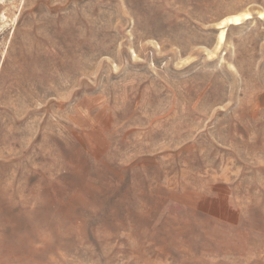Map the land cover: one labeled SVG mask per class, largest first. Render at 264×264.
<instances>
[{
	"label": "rangeland",
	"instance_id": "rangeland-1",
	"mask_svg": "<svg viewBox=\"0 0 264 264\" xmlns=\"http://www.w3.org/2000/svg\"><path fill=\"white\" fill-rule=\"evenodd\" d=\"M0 264H264V0H0Z\"/></svg>",
	"mask_w": 264,
	"mask_h": 264
}]
</instances>
